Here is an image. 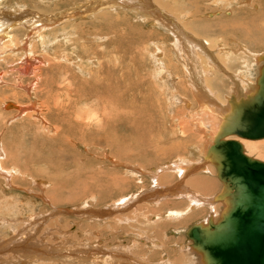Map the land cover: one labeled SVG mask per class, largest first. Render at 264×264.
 <instances>
[{
  "label": "rangeland",
  "instance_id": "374dc122",
  "mask_svg": "<svg viewBox=\"0 0 264 264\" xmlns=\"http://www.w3.org/2000/svg\"><path fill=\"white\" fill-rule=\"evenodd\" d=\"M153 1L145 0L148 6L158 2L156 8H166L164 14L169 18L186 19L183 23L212 41L215 49L236 39L247 46L250 54L264 52L263 0ZM119 2L122 7L117 4V14L101 17L103 13H112L110 6L105 4L100 8H91L92 0H0L1 23L8 13L18 16L22 11L23 15L30 13L52 17L55 22V28L53 22H47L45 44L41 39L36 40L33 52L46 64L41 65L42 81L36 84L35 89L31 88L30 94L21 89V85L30 86L35 79L34 76L23 77L20 73L23 67L20 57L9 55L8 58V55L0 54V146L5 152L2 157L4 168L15 170L9 182L8 178L0 177V264H25L15 258L18 252L9 251L10 247L20 249V255L26 252L33 254L46 248V241L55 246L69 238L74 244L89 242L91 245H101L109 249L103 252L109 253L115 251L117 245L130 243L125 233L127 230L139 233L144 229L155 233L153 227L157 223L162 224L165 218L152 222L151 213L146 220L141 219L145 224L131 222V226L134 223L136 226L131 228L129 223L118 224L117 216L98 224L82 218L81 212L86 209L96 212L119 205L121 198L136 195L134 192L139 188L145 190L153 187L150 174L138 172L134 166L153 169L178 158L195 164L200 161L192 150L199 138L191 133L184 134L179 125L188 118V109L174 100L176 91L170 92L172 88L168 86L163 71L162 59H171L168 64L183 81V88H179L178 92L185 94L187 81L182 67L173 61L169 45L172 37L157 30L152 19L155 16H150L148 20L135 17L126 6H131L135 0ZM86 5L90 10L87 11ZM26 31L20 28L19 32L16 28L9 33L23 43L27 37ZM161 39L166 40L163 49L159 43ZM202 41L205 43V40ZM230 47L234 48L233 45ZM163 53H167V56L163 57ZM242 54L236 52L235 59L232 58L227 65L230 64L232 73L246 70L245 74L250 75L252 81L257 80L264 61L257 65L253 57ZM227 73L231 75L230 71ZM216 76V83H213L219 85H215L217 92L224 99L225 96L228 98L233 81L221 71ZM44 79L47 81L44 82ZM67 89L70 95L65 93ZM54 94L59 103L56 106L50 102ZM190 95L187 98L192 102ZM34 97L40 99L37 104L43 108L41 116L47 120L46 125L39 118H28V115H22L17 110L18 106L30 108ZM48 106L51 108L48 109ZM196 107L194 103L193 108ZM135 126L140 128L136 129ZM253 153L250 154L264 162L263 148ZM202 177L216 179L214 172L211 177ZM176 178L179 179L173 173H166L160 178V184L164 182L163 185L167 186ZM211 183L209 189L200 188L203 194L211 196L219 192L221 185L214 184V180ZM177 203L181 202L170 200L165 207L162 205L152 210L161 209L155 214H166L168 209L183 210L186 207ZM133 209L117 214L125 217L134 212ZM221 210L222 204L218 206L215 220L220 219ZM195 211H198L197 214L191 212L193 218L178 230V238L175 236L177 232L172 229L164 232L167 236L165 239L174 236L181 245L188 247L185 229L208 216L206 212ZM36 213L38 218H35ZM165 222L169 223L167 220ZM26 230H29L27 234L31 238L29 243L18 235ZM150 249L149 246L144 247V251ZM141 250L137 251L139 255ZM193 256V260L185 256L187 259L181 263L191 260L196 264L197 258ZM154 259L160 260L158 257ZM37 260L39 262L32 264H55L42 256Z\"/></svg>",
  "mask_w": 264,
  "mask_h": 264
},
{
  "label": "bare ground",
  "instance_id": "6f19581e",
  "mask_svg": "<svg viewBox=\"0 0 264 264\" xmlns=\"http://www.w3.org/2000/svg\"><path fill=\"white\" fill-rule=\"evenodd\" d=\"M118 3L122 4L119 2V0H92V3L90 5L91 8H93L94 6L95 8L96 7L100 8L103 5L108 4L112 10V13L109 14L103 13L105 15L102 14L101 17H104L114 13L117 14ZM157 3L155 2L156 5ZM155 4L151 5L150 3V6H148L149 4L147 5V2H145V0H135L133 4L131 3V6L130 5H126V6L127 8H130L132 10V13L134 14L135 17H139L143 20H148L150 19V16H155L152 19L154 20L153 25L156 28H158L157 30H160L161 32H163V34H166L168 37L169 36L172 37V40L171 42H169V45L172 48L171 52H172L173 61L179 64L182 67V70L184 71L186 77L184 79H186L187 81L184 87L186 95L178 92L179 88L180 89L183 88L181 85L183 81L180 78V75L176 74V72H174L171 69L169 65L170 64L169 61L171 59L168 61H166V59H162V64L164 66L163 71L165 72L166 79L169 84L168 86L172 88L170 89V92L173 93L174 90L176 91L173 94L175 96L174 100L182 104L181 105L182 107L184 106V108L188 109V113H187L188 118L186 117L187 119L182 120L181 124L179 123V125L181 126V130H183L184 134L191 133L193 134L192 136H195V138H199V141L197 142V144H195L192 150L193 153L195 152L196 156L199 157L200 161L199 163L195 164V162L185 161L181 158L180 159L178 158L176 161L172 163L159 165L158 168H153V169L152 168L142 169V167L134 166L139 170L138 172H147L150 174L152 178L151 184L154 185L153 187L145 190H143V188H139L137 191L134 192L136 193V195L133 196L131 194L129 197L127 196L126 198L125 197L121 198L122 202L119 205L109 206L106 209L99 210L96 212L91 211L90 209L84 212L83 211L80 212L83 214L81 215L82 218L84 219L87 218L90 221L97 222L98 224L101 223L104 224L105 220L103 219L105 217H108V219H110L113 218V216L114 217L117 216L118 224H121L122 226L123 224L127 225L129 223L128 224L129 227L135 228L136 227L135 223L134 226H131L130 225L131 222H136L137 224L144 223L142 220L143 219L146 220L150 213L152 215V222L154 219L160 222L161 220L163 221V218H165V221L167 220L169 221V223L166 224V222L163 221L162 224L159 225L158 223L155 224L156 226H154L153 228H155L156 231H154L155 235L153 237H148L146 235L143 236L140 232L139 233L138 232L136 233L134 231L128 232L127 230L128 233L127 232L125 233L128 234V237L130 238L129 239L130 243L128 241L127 243L129 244H126V246L123 244L117 245L116 250L115 251L113 250L112 252L109 253L106 252L104 253L103 252L104 250L107 251L109 249L101 245L98 244L91 245L88 244L89 242L82 243L83 245H80L81 243L74 244L72 241H70L69 238L68 240H66L65 243H63V241H60L58 242V245L55 246H53L50 242L46 241L45 245L47 247L48 245H50L49 250L46 247L43 248V250H36V252L33 254L31 250H29L31 253L28 254V252H26L27 255L26 254L20 255L21 254L19 253L20 249H15L14 246H12L14 248L10 247L8 249L9 251L15 250L16 252H18L15 253L17 255L14 256L16 259L17 258L20 259L19 262H25V264L36 263L39 262V260L37 259L42 256L45 257V259L48 258V262L50 261L51 263L53 262L55 264H59V263L75 264L76 262L82 264H175L174 262H178V264L179 263L182 264L181 262L183 259H187L188 257L192 259L191 256H193L194 254L195 257L197 258L196 259L197 261L195 262L196 264H205L202 253L193 247V240L188 236V231L190 228L185 229L187 230L188 247H186L185 245L184 247L183 244L181 245L178 242V240H175L177 238L174 236H172V238L170 237L165 239L167 236L164 232L173 229L175 230V232H177V234H180L178 230L183 229L188 224L187 222L189 221V219L193 218V216L197 214L198 211L195 210L206 212L208 216L206 214L207 216L206 219L199 220L197 223L194 224L207 226L210 220H212L215 224L219 221L218 219H217L218 221L215 220L216 219L215 215L217 213V209L219 205L222 204V210L220 212L221 216L228 209V202L226 200L227 198H222V200L218 199V196L223 192L225 188V182L218 175L217 166L221 165L226 173L228 172V174L234 175V173L237 172L238 170L236 169L237 165L234 166V164H231L229 162V159H226V155H221V159H219V161L213 160V158H211V156L208 155V152L215 145L216 138L221 134V131L223 130L224 127L234 128V127H238L239 125L240 126L242 125L246 127L245 129L248 128L247 129L248 132H253V133L264 129V99L262 100L260 99L261 96L264 97V93H262L263 89L261 91L262 95L261 93L257 94L260 88L258 80L262 74L264 65L260 69V74L257 80L252 81L251 76L246 75L245 71L232 73L231 68L229 67L230 64L227 65V63H229L228 61H230L232 58L235 59L234 55H236V52H240L243 53L242 55L245 54L249 57H253L258 65L261 61L262 62L264 61V52H261L259 54H250V52L247 51V46L237 41L236 39H231L228 42L229 46L222 44L215 49L214 43H212V41L203 38L201 34H198V32L197 33L193 32V29L189 28V25L187 23H183L184 22L183 20L186 19L177 18V20L176 19L174 20L172 18H169L167 17V14H164L166 13L165 11L166 8L164 7L165 9H160V8L158 9L156 8ZM86 7H87L86 8L87 11L90 10V8L88 9L87 5ZM119 7L122 6L119 5ZM155 10H157L158 12L154 13ZM22 12H20L18 16H15V14L11 15L7 12L8 13L7 17L4 16L5 21L1 23L0 20V54H6L8 55V58L9 55H11L12 57H20V59L23 62V67L20 68V73L23 75V77L34 76L35 79L30 86L21 85V89L26 91V93L30 94L29 92H32L31 88L35 89L36 84L42 81L41 79H43V75H41V73L43 68L41 65L46 64L43 58H41L40 56L35 54V52H33L35 50L36 40L41 39L42 43H44L45 35H47L46 33L44 34V31L48 29L47 22L48 23L53 22L52 25H54L55 22L52 17H43L42 15H38V14L31 15L30 13L23 15L24 13ZM80 12L83 13L84 9L83 11L80 10ZM73 13L74 12H72V14ZM16 21L22 23H17ZM16 28L17 31L19 29V32H20V28H24L27 30L26 31L27 37L23 43L22 41L19 42L16 39H14V37L9 33L11 30H14ZM202 39L205 40V43L202 41ZM159 41H160L159 43L163 45L166 40L161 39ZM164 45L163 47L161 46L162 49L164 48ZM230 45H233L234 48H231ZM164 56H167V53H163V57ZM4 57L6 56L4 55ZM219 71L224 72L225 76H227L228 78H230L231 81H233V86L230 87L231 95L228 98H226L225 96V99L219 95L220 92L218 93L217 89L215 88V85L218 84L214 85L213 83ZM229 71L231 72V75H227L228 74L227 72ZM46 81L47 79H44V82ZM262 84L264 85V80L261 83V85ZM68 89L65 91V93L70 95ZM189 95L190 97L193 98L192 99L193 103L191 102V99L190 101H188L187 96ZM32 101L33 102L30 108L28 107L22 108L18 106L17 110L22 115H28L27 116L28 118L29 117L39 118L40 119L39 121H41L42 124L46 125L47 120L41 116V113H43V108L41 109L38 106L39 104L38 101H40V99L37 100L34 97ZM50 102L52 103V106L54 105L56 106V104H59L57 103L58 99L56 94L50 97ZM194 103L197 105L196 108H193ZM7 107H11V106L7 105ZM50 108L51 107L48 106V109ZM189 108L191 109L189 110ZM47 112H49V110H47ZM135 128L138 129L140 127L135 126ZM223 140L225 141L236 140L240 142L244 148L245 155L263 162L262 160L255 158V156L253 157V155L250 153L258 151L261 148L264 149L263 147L264 138L251 139V138L232 136L228 134L223 137ZM151 144L152 142H150L149 146H151ZM2 148L0 146V177H4L5 179L8 178L7 182H9V177H11V175L15 170L14 169H13L14 171L7 170L4 168L5 163H3L2 161L3 159L2 157L4 156L5 152L3 151ZM226 149L224 151H226ZM223 156H225V159L222 158ZM247 171L250 172L249 169H247ZM213 172L215 173L216 179L202 177V175L203 176L208 175L209 177H211ZM166 173H173L179 179L176 178L177 181L174 180L173 183L172 181H170L172 184L168 183L169 184L168 186L163 185L164 182L163 183L161 182L160 184V178L162 177V175L164 174L166 175ZM212 180H214V184L221 185V188L218 190L219 192L216 191L211 196L203 194L200 188L208 187L209 189V187L212 186L211 183ZM232 185L233 187L239 189V185L237 183H234ZM261 194H262V198L264 199V191ZM170 200L181 202V203H177L176 205H183V206L186 205V207L183 210L168 209L166 211V214H155V212L158 213L161 209L158 210L155 209L157 211L152 210V208H159L162 205H164L165 207V204ZM130 208H134L133 209L134 212L128 214L125 217L118 216L117 212H121L122 210L128 211V209ZM38 216L39 215L36 213L35 218H38ZM37 223L40 222L37 221ZM172 223L175 224L179 223V224L172 225ZM120 230H122V228ZM143 230L144 229H141L140 231ZM149 230L151 231L150 227ZM28 232L29 230H26L25 233L18 234L19 238H21L26 243H29V241L31 240V238L27 234ZM42 236L39 237L42 238ZM13 239H15V237ZM13 239L11 240L13 241ZM41 240L45 241V239H41ZM12 241L9 242L8 240L9 243H11ZM98 243L100 242L98 241ZM148 246L151 249L149 251H144V247H148ZM139 250L142 251V253L140 251L141 255H139L138 253ZM179 252L180 254H178ZM152 253L154 254L151 256ZM248 254L249 256L251 255V253ZM24 255L28 257L25 259L26 256ZM156 255L158 256V259H160L161 255H163L164 258L162 257L163 259L155 261L154 258L157 257ZM167 255L169 258L167 257ZM185 256H187V258H184ZM185 264H193V262L189 260V262Z\"/></svg>",
  "mask_w": 264,
  "mask_h": 264
},
{
  "label": "water",
  "instance_id": "95a60500",
  "mask_svg": "<svg viewBox=\"0 0 264 264\" xmlns=\"http://www.w3.org/2000/svg\"><path fill=\"white\" fill-rule=\"evenodd\" d=\"M263 80L264 67L258 80L260 88L257 94L262 89L264 93ZM245 128L242 125L224 127L208 152L217 161L221 155H226V159L237 165L238 170L230 175L221 165L217 166L218 175L225 182L218 199L227 198L228 209L216 224L210 220L207 226L194 225L188 231L193 247L202 253L205 264H264V199L261 194L264 191V162L245 155L240 142L223 140L228 134L264 138V129L253 133ZM222 158L225 159V156ZM234 183L239 185V189L233 187Z\"/></svg>",
  "mask_w": 264,
  "mask_h": 264
},
{
  "label": "crops",
  "instance_id": "0c3cea01",
  "mask_svg": "<svg viewBox=\"0 0 264 264\" xmlns=\"http://www.w3.org/2000/svg\"><path fill=\"white\" fill-rule=\"evenodd\" d=\"M249 48V47H248ZM246 71V70H245ZM168 186V185H167ZM124 206H125V204H124ZM87 210V209H86ZM100 217V216H99ZM103 220H105V221H108V217H105ZM148 232V233H147ZM171 232V231H170ZM140 233H143V236L144 235H146V236H148V237H153L154 235H155V233H153V232H149V231H146V230H143V232H140ZM150 233H153L152 235H150ZM176 233V232H175ZM172 235H174V233H172ZM177 235V236H176ZM175 236L178 238L180 235H178L177 233L175 234ZM147 237V238H148ZM154 253H152L151 254V256L153 255ZM179 254V253H178ZM157 256V255H156ZM158 257V256H157ZM167 257H168V255H167ZM169 258V257H168ZM161 259H163V258H161ZM175 264L177 263L178 264V262H174ZM183 263V262H182ZM180 264V263H179Z\"/></svg>",
  "mask_w": 264,
  "mask_h": 264
}]
</instances>
